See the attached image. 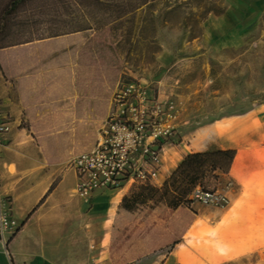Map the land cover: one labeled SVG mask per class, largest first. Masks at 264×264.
Returning <instances> with one entry per match:
<instances>
[{"label":"rangeland","instance_id":"1","mask_svg":"<svg viewBox=\"0 0 264 264\" xmlns=\"http://www.w3.org/2000/svg\"><path fill=\"white\" fill-rule=\"evenodd\" d=\"M127 4L128 0H0V90L12 74H25L28 56H51L64 69L75 51L69 46L82 48L76 72L80 100L66 122H75L77 132L66 131L51 145L42 137L52 134L28 132V121L14 123L8 111L11 130L24 129L18 141L31 142L35 158L44 163L54 151L63 156L74 147L78 152L89 150L116 88L143 79L178 106L175 134L164 150L163 177L84 203L88 235L109 238L115 257L125 251L151 264L179 249L196 258L187 257L184 264L210 256L214 264H264V246L222 262L242 246L228 244L226 230L212 229L214 212L223 208L193 199L198 186L217 190L228 185L224 187L217 157L202 149L198 131L222 115L264 103V0H152L136 10ZM118 5L126 11L118 14ZM39 44L44 45L40 53L23 47ZM60 46L66 49L53 54ZM47 76L64 78L57 71ZM66 88L67 95L72 94L74 84ZM73 137L76 144L71 141L67 147ZM76 154L69 153V160ZM100 221L103 227L97 226Z\"/></svg>","mask_w":264,"mask_h":264},{"label":"crops","instance_id":"2","mask_svg":"<svg viewBox=\"0 0 264 264\" xmlns=\"http://www.w3.org/2000/svg\"><path fill=\"white\" fill-rule=\"evenodd\" d=\"M23 47L27 52L40 53L44 45ZM58 48L52 53L60 54L66 49ZM72 48L75 51L67 63L64 62V69L59 64L58 68L51 56H33L32 59L28 56L25 74H12L0 90L4 107L14 116V123L27 120L28 132L52 134L42 137L51 145L58 144L62 133L77 132L75 122L66 123L80 100L76 72L82 48L71 45L68 49ZM19 49L22 48H18V52ZM66 69L70 71L69 78L65 76ZM53 71L62 72L64 78H48ZM68 83L74 84V89L67 95ZM217 126L223 128L216 130ZM21 130L10 131L12 141L8 138L0 157V190L10 198L13 216L20 226L16 234L0 238V264H114L118 259L127 261L122 264H151L140 258V254L132 257L125 251L115 257L109 238H92L86 231L84 203L94 202L106 194H119L130 184L119 191H98L85 202L74 191L77 177L68 165L69 153L80 151L74 147L63 156L62 152L54 151L45 157L44 163L42 158H35L31 142L18 141L17 134ZM198 132L202 149L217 157L218 167L225 177L224 187L230 184V205L214 212L211 227L226 230L228 244L242 246L239 253L221 258L222 262L234 260L264 246V103L240 114L222 115ZM75 140L76 137L69 139L67 147H71V141L76 144ZM165 156L166 152L159 180L163 177ZM97 226L103 227V221ZM114 228L115 225L111 226V231ZM137 250L143 252L140 245ZM186 255L185 250L179 249L163 255L157 264H184L187 257L188 260L195 258ZM193 264H214V261L212 263L210 256Z\"/></svg>","mask_w":264,"mask_h":264},{"label":"built area","instance_id":"3","mask_svg":"<svg viewBox=\"0 0 264 264\" xmlns=\"http://www.w3.org/2000/svg\"><path fill=\"white\" fill-rule=\"evenodd\" d=\"M178 114L174 99L152 89L143 79L121 83L111 96L92 148L68 162L77 177L76 195L88 202L98 191H119L127 184L158 182L164 150L175 134ZM12 123L0 97V157ZM229 187L230 184L211 190L198 186L193 199L204 206L226 208L231 202ZM19 227L10 198L0 190V238L16 234Z\"/></svg>","mask_w":264,"mask_h":264},{"label":"trees","instance_id":"4","mask_svg":"<svg viewBox=\"0 0 264 264\" xmlns=\"http://www.w3.org/2000/svg\"><path fill=\"white\" fill-rule=\"evenodd\" d=\"M90 0H81L82 3L88 2ZM101 0H96V2H100ZM152 0H128V4L127 5H131V7L133 6V10L138 9L140 6H143L149 2H151ZM135 3V4H134ZM125 9V10H124ZM118 14H122L126 11V8L122 7L121 5H118L116 7L115 10Z\"/></svg>","mask_w":264,"mask_h":264},{"label":"bare ground","instance_id":"5","mask_svg":"<svg viewBox=\"0 0 264 264\" xmlns=\"http://www.w3.org/2000/svg\"><path fill=\"white\" fill-rule=\"evenodd\" d=\"M222 127V126H221ZM221 127L220 126H217L216 127V130H220L221 129ZM223 128V127H222Z\"/></svg>","mask_w":264,"mask_h":264}]
</instances>
